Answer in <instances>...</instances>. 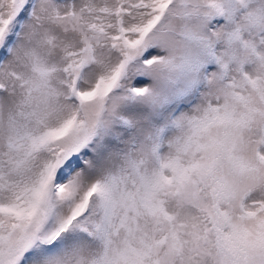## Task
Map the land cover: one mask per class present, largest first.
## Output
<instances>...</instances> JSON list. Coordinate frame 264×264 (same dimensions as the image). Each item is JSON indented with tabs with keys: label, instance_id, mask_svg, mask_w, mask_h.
Returning <instances> with one entry per match:
<instances>
[{
	"label": "snow or ice",
	"instance_id": "snow-or-ice-1",
	"mask_svg": "<svg viewBox=\"0 0 264 264\" xmlns=\"http://www.w3.org/2000/svg\"><path fill=\"white\" fill-rule=\"evenodd\" d=\"M0 264H264V0H0Z\"/></svg>",
	"mask_w": 264,
	"mask_h": 264
}]
</instances>
